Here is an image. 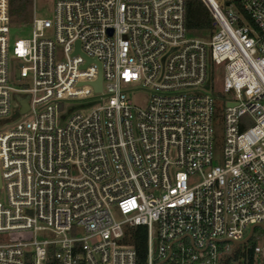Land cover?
Masks as SVG:
<instances>
[{"label": "built area", "instance_id": "1", "mask_svg": "<svg viewBox=\"0 0 264 264\" xmlns=\"http://www.w3.org/2000/svg\"><path fill=\"white\" fill-rule=\"evenodd\" d=\"M202 1L209 41L185 0H55L11 46L0 0V264H137L138 226L146 264H225L264 227V0Z\"/></svg>", "mask_w": 264, "mask_h": 264}, {"label": "trees", "instance_id": "2", "mask_svg": "<svg viewBox=\"0 0 264 264\" xmlns=\"http://www.w3.org/2000/svg\"><path fill=\"white\" fill-rule=\"evenodd\" d=\"M186 1V27L191 33L197 31H208L213 33L215 25L213 17L202 0ZM235 2L239 6L238 0H230L227 3ZM33 0H9V13L12 24H28L32 19ZM254 236L264 237L263 229H256ZM245 245L240 246L233 257L228 259L225 264H254V247L257 245L256 237ZM129 244L137 252V264H146L147 256V230L144 226H138L129 230ZM45 264H58L49 255Z\"/></svg>", "mask_w": 264, "mask_h": 264}, {"label": "rangeland", "instance_id": "3", "mask_svg": "<svg viewBox=\"0 0 264 264\" xmlns=\"http://www.w3.org/2000/svg\"><path fill=\"white\" fill-rule=\"evenodd\" d=\"M55 0H33V14H36L38 18H51L52 17V11H53V4ZM217 1L218 4H222L223 6L227 4L228 1L230 0H215ZM32 21V19H31ZM31 21L26 24H12L11 26V32L9 34V43L11 46H13L14 42H16L19 39H25V38H30L32 35V29L30 26ZM211 37V33L208 31H197L193 32L188 35V38L192 39H200V40H205L209 41ZM13 74L16 76H19V70L17 67L14 69ZM141 100L145 99L148 94L147 92L142 93L141 95ZM216 129V146H215V159L217 162H220V159L222 158V150H223V140H224V129L222 123H218L215 127ZM0 202L4 203L6 202V192L4 190L0 189ZM37 237L39 240L42 239H50L51 236L48 233H42L39 232L37 234ZM256 237L257 244H261L264 241V237H259V236H254Z\"/></svg>", "mask_w": 264, "mask_h": 264}, {"label": "water", "instance_id": "4", "mask_svg": "<svg viewBox=\"0 0 264 264\" xmlns=\"http://www.w3.org/2000/svg\"><path fill=\"white\" fill-rule=\"evenodd\" d=\"M94 88L98 91H100L101 89V79L99 78V80L97 82L94 83ZM20 104H21V109L18 111L19 114H22L25 112V110L28 108V104H27V98H24V99H18ZM0 188H1V177H0ZM256 226H253L248 234V236L240 241V242H234V245L235 247L237 246H240V245H245L247 244L251 238H252V235L254 233V229H255ZM263 230H264V227H261Z\"/></svg>", "mask_w": 264, "mask_h": 264}]
</instances>
